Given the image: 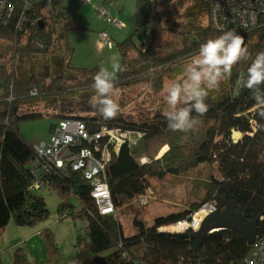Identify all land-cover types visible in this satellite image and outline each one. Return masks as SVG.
<instances>
[{
  "label": "trees",
  "instance_id": "obj_1",
  "mask_svg": "<svg viewBox=\"0 0 264 264\" xmlns=\"http://www.w3.org/2000/svg\"><path fill=\"white\" fill-rule=\"evenodd\" d=\"M179 1L182 16L176 34L181 46L162 54V35L166 39L169 26L167 8ZM132 22L131 36L119 43L124 71L116 74L114 92L140 89L151 96L166 92L168 81L185 78L182 70L188 62L192 64L200 45L225 31L244 38L249 56L209 90L205 101L208 111L199 117L193 112L200 123L188 132L170 131L163 113L142 123L128 122L119 115L105 120L97 110L95 116H82L75 109L66 112L57 103L81 93L96 96L92 83L101 66L74 65L75 48L70 40L72 34L88 33L90 28L76 18L65 0H15L14 11L0 25V45H7L6 49L0 47V58L12 53L10 64L0 61V233L12 220L19 227L35 226L49 212L44 197L34 187L30 166L36 155L34 142L20 131V124L47 117L56 124L75 119L87 124L92 134L107 128L131 133L132 137L142 135L136 145L125 143L119 151L110 150L106 180L116 215L99 213L91 185L79 173L68 177L52 174L44 180L59 192V209L64 216L71 214L83 222L85 232L78 235L75 244L78 264L84 260L89 264H243L251 245L232 230L210 233L198 250L193 239L160 229L189 220L220 196L234 201L247 222L262 215L258 235L264 233V116L259 114L250 91L241 86L252 60L261 52L263 33L214 28L208 0H139ZM139 33L144 38L137 45L134 39ZM42 103H50L56 111L30 110ZM25 108L28 110L23 111ZM234 132L242 137L235 140ZM108 140H99L100 150ZM165 146L167 152L158 157ZM92 148L98 151L94 145ZM207 165L215 166L219 177L205 182L203 198L190 204L188 210L156 218L152 225L135 217L133 233L125 234L119 212L145 196L153 177H184ZM73 196L79 200L80 209L71 202ZM47 240L52 248L50 234ZM26 261L25 254L15 255L14 264H28Z\"/></svg>",
  "mask_w": 264,
  "mask_h": 264
},
{
  "label": "rangeland",
  "instance_id": "obj_2",
  "mask_svg": "<svg viewBox=\"0 0 264 264\" xmlns=\"http://www.w3.org/2000/svg\"><path fill=\"white\" fill-rule=\"evenodd\" d=\"M105 1L92 0V2L82 3V0H65L73 8L76 18L82 23L87 24L90 28L88 33L76 32L80 34L78 36L83 37L86 41L84 43L85 46L81 44L82 46L78 48L75 61L73 59L74 65L94 67L100 61L101 63L103 62V67L110 69L114 59L121 64L119 43L126 40L132 34L134 26L132 18L139 0H110V3H106ZM181 4L182 2L179 1L173 7L169 6L167 8L168 11L165 19L169 26L165 32L166 39L164 38V33L162 35V44L160 45L162 47V54L181 46V40L176 34V27L179 26L182 16ZM104 5H107L110 9L111 16L123 24L121 28L108 23L99 15V9ZM190 14L189 11L186 17ZM102 31H106L110 36L114 44L113 49L107 46L100 49L98 46H95L96 36ZM143 38L144 35L139 33L136 35L134 41L139 45L141 43L140 39ZM6 46L4 44L0 45L3 49H6ZM83 48L85 50L82 51ZM11 56L12 53L6 52L4 56H1L0 61L10 64ZM94 58L96 59L95 61H93ZM80 61H87L86 63L89 64H82ZM188 63L183 68L182 74H185L189 66ZM73 82L79 81L74 80ZM170 82H167V89L171 85ZM166 95L167 90L156 96H151L147 92L143 93L140 89L126 91L120 89L113 93V99L120 105L119 116H122L131 123H142L149 121L150 118L158 113L164 114L168 107ZM94 97L89 93H81L79 96L73 98L67 97L61 99L57 103V106H62L66 112L75 109L82 116L91 117L96 114V109L91 106V101ZM54 109L50 103H42L39 108L30 110L32 112L40 111L53 114L56 111ZM27 110L25 108L23 111ZM53 125H55V120L49 117L41 118L22 122L20 124V131L31 142L48 141ZM165 149L168 150V147H163L159 151L158 157L163 156L167 152ZM109 156H111V153L107 148L105 157ZM214 176L219 177L217 168L207 165L199 166L192 170L188 176L184 177H172L169 175L162 177V179H158L156 176L153 177L151 180L152 187L145 194L146 198L142 202L138 200L131 202L119 212L125 234L131 235L133 233V219L135 217L144 220L148 225H152L154 220L160 216H167L184 211L185 209L188 210L190 204L204 197L206 192L204 184ZM39 193L46 201L49 211L47 216L35 226L19 227L13 220L8 224L0 233L2 264H14L15 255L18 253L26 255V263L28 264H78V251L75 244L78 235H81V230L84 228L83 222L71 214L64 216V213L59 209L62 198L57 190L47 186ZM71 202L74 203L76 209L81 208V204L76 197L73 196ZM167 231L175 232L171 230ZM48 234H50L53 241L52 248L48 247ZM83 262L82 264H89L86 260Z\"/></svg>",
  "mask_w": 264,
  "mask_h": 264
},
{
  "label": "built area",
  "instance_id": "obj_3",
  "mask_svg": "<svg viewBox=\"0 0 264 264\" xmlns=\"http://www.w3.org/2000/svg\"><path fill=\"white\" fill-rule=\"evenodd\" d=\"M30 1L32 0H28ZM84 2L92 0H82V3ZM208 2L214 28L261 31L263 33L261 51H264V0H208ZM14 8L15 0H0V25L8 20ZM99 15L108 23L119 28L123 26L105 7L99 9ZM99 35L104 44L112 46V40L107 32H101ZM141 137L140 133L132 137L131 133L109 131L107 128H103L100 134H92L87 124L81 120H62L47 142H34L36 155L30 165L35 178L34 187L42 189L45 186L44 180L52 174L68 177L73 173H79L91 185L92 198L99 213L106 216L116 215L117 210L106 180V166L109 160V157H105L106 150L108 148L110 152L111 148H114L119 151L123 141L136 145ZM103 138L109 140L107 146L100 150L97 143ZM92 145L98 148L97 152L93 150ZM215 204V201L207 203L192 215L190 221L185 220L171 226H180L173 233L198 230L205 216L214 210ZM84 232L81 231L82 234ZM243 264H264V233L258 235L255 243L251 245Z\"/></svg>",
  "mask_w": 264,
  "mask_h": 264
},
{
  "label": "clouds",
  "instance_id": "obj_4",
  "mask_svg": "<svg viewBox=\"0 0 264 264\" xmlns=\"http://www.w3.org/2000/svg\"><path fill=\"white\" fill-rule=\"evenodd\" d=\"M244 38L234 31H225L214 39H208L199 47L197 57L186 70L182 80L173 82L167 89V110L164 116L170 131L188 132L198 123L197 117L208 111L205 102L209 90L216 86L222 77L230 76L234 65L249 56L244 46ZM124 71L123 66L113 60L111 68L101 67L93 77L92 88L96 96L91 106L105 120L117 117L120 105L113 99L116 74ZM264 51L256 54L247 69V78L241 86L251 93L259 114L264 116Z\"/></svg>",
  "mask_w": 264,
  "mask_h": 264
},
{
  "label": "water",
  "instance_id": "obj_5",
  "mask_svg": "<svg viewBox=\"0 0 264 264\" xmlns=\"http://www.w3.org/2000/svg\"><path fill=\"white\" fill-rule=\"evenodd\" d=\"M125 142L126 141L122 142L120 148ZM214 201L216 203L214 210L205 216L198 230L174 233V235L181 238L193 239L195 247L198 250L210 233L221 229H229L239 233L247 240L249 245L254 244L258 238V226L262 220V215L253 221L247 222L242 213L237 210L234 201L226 200L220 196H216ZM191 218L189 220H191Z\"/></svg>",
  "mask_w": 264,
  "mask_h": 264
},
{
  "label": "crops",
  "instance_id": "obj_6",
  "mask_svg": "<svg viewBox=\"0 0 264 264\" xmlns=\"http://www.w3.org/2000/svg\"><path fill=\"white\" fill-rule=\"evenodd\" d=\"M109 3H110V0H109ZM107 6V5H106ZM108 8V7H107ZM109 9V8H108ZM109 11H110V9H109ZM102 32H106V31H102ZM81 33V32H80ZM101 33V32H100ZM99 33V34H100ZM98 34V36H96V39H95V46H98L100 49H103V48H106V46L108 47V48H110V49H113V43H112V46L110 47L109 45H107V44H104L103 42H102V39L100 38V35ZM78 35H80L79 33H76V34H72L71 35V37H70V40L74 43V48H75V46H76V48H75V55H74V61H75V56L77 55V53H78V48L80 47V46H82L81 44H83L84 46H85V39L83 38V37H81V36H78ZM110 37V36H109ZM111 39V38H110ZM83 50H85L84 48L82 49V51ZM96 59L94 58L93 59V61H95ZM82 64H89V63H86L87 61H80ZM80 63V64H81ZM98 65H100L101 67H103V62L101 63L100 61H98ZM86 66H88V65H86ZM56 126H57V124L55 123V125H53L52 126V129H51V134L54 132V130H55V128H56ZM35 142V141H34ZM42 142H47V141H42ZM143 162H146V159H143L142 160ZM155 176V175H154ZM157 177V176H156ZM158 179H162V177H158ZM45 187H47V185H45L44 187H42V189L43 188H45ZM42 189H40L39 191H41ZM146 198V196H142V197H140V198H138V199H136V200H138V201H140V202H142L144 199ZM171 227V226H170ZM167 228V227H166ZM161 231H163L164 230V228H161L160 229Z\"/></svg>",
  "mask_w": 264,
  "mask_h": 264
},
{
  "label": "bare ground",
  "instance_id": "obj_7",
  "mask_svg": "<svg viewBox=\"0 0 264 264\" xmlns=\"http://www.w3.org/2000/svg\"><path fill=\"white\" fill-rule=\"evenodd\" d=\"M242 137V134L240 132H234V139L235 140H239L240 138ZM167 150V149H165ZM164 150V151H165ZM168 229L164 228V230H171V231H175L177 230L178 228H180V226L178 227H167Z\"/></svg>",
  "mask_w": 264,
  "mask_h": 264
}]
</instances>
